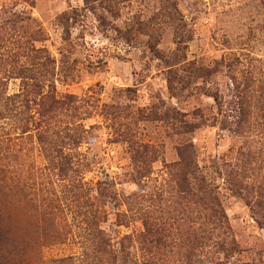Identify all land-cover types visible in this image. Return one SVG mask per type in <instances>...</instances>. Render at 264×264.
Listing matches in <instances>:
<instances>
[{"label": "rangeland", "instance_id": "1", "mask_svg": "<svg viewBox=\"0 0 264 264\" xmlns=\"http://www.w3.org/2000/svg\"><path fill=\"white\" fill-rule=\"evenodd\" d=\"M16 18L28 33L41 30L29 44L55 60L49 79L57 97L74 95L78 106L75 119L70 109L60 124L85 138L63 148L73 168L62 176L48 162L55 154L48 157L36 137H18L20 126L0 116V164L54 199L37 204L50 216L21 195L3 205L12 242L26 243L8 261L130 264L122 257L128 246L139 264H264V229L219 173L222 160L243 151L253 177L264 180V0H0V24L8 29ZM14 56L13 64L23 63ZM0 78L7 94L23 88L11 71L0 70ZM246 87L251 117L238 128L236 95ZM185 140L219 186L226 218L212 234L179 187L185 172L174 164ZM136 141L162 150L140 181L131 178ZM98 183L116 195H99ZM147 215L158 234L146 227Z\"/></svg>", "mask_w": 264, "mask_h": 264}, {"label": "trees", "instance_id": "2", "mask_svg": "<svg viewBox=\"0 0 264 264\" xmlns=\"http://www.w3.org/2000/svg\"><path fill=\"white\" fill-rule=\"evenodd\" d=\"M19 22V18L14 20L9 19L6 22L9 25L8 29L3 24H0V70L11 71L14 77L20 78L24 82L20 92L7 94L5 89L4 91L2 89L3 79L0 78V116L20 126L18 127L20 130L18 137L24 135L28 136L29 139L36 137L44 153L51 151L55 154L56 157H53L50 152L47 154L48 157L52 156L50 159L47 157L51 168H58L62 176L68 177L69 171L72 170L73 166L70 168L68 158L65 155L64 157L61 156L64 152L63 148L80 145L85 137L84 133L74 131L75 127L70 128V123L63 128V125L60 124L62 122L59 121V116L62 117L65 111L69 112L71 111L70 109H74L71 118L72 120L75 119L74 117L77 114L78 108L73 103L75 96L66 95L64 98L57 97L55 83L49 79V77L54 78L56 76L55 60L47 54L44 48H37L31 43L29 44L31 41L40 40L39 37L42 36L41 30L35 31L33 29L28 33L26 26H20ZM26 38H28V41ZM25 39V46L22 47L21 43ZM17 55L24 59L23 63L18 66L17 64H13L15 62L13 59L15 58L12 57H16ZM172 64L176 63L172 62ZM45 82H50V85ZM46 85L49 88L48 90H45ZM241 92H245L244 95L240 93L241 97L236 95L237 98L242 99L237 103V105L240 104L241 106L237 115V117L240 116L239 119L241 120H238L239 123L236 120L238 128H240L241 121L246 117H251V110L247 107L252 98L249 93V87H246ZM72 105L74 106L72 107ZM173 114L178 117L179 123L184 124L186 131H189V127L192 124L186 120L187 118L185 119L186 115L177 110ZM33 128L35 129L32 132ZM59 142L64 146L62 149H59ZM178 152L181 160L174 164V168L180 171V174L185 172L182 179H180L179 187H181V191L188 194L195 210L198 208L202 209L200 213H204L205 228L209 229V233L212 234L215 230H220L224 227L223 224H225L226 218L220 197L218 196L219 186L216 184V178L213 177L203 164L194 143L188 140L183 141L181 147L178 148ZM161 153L162 150L160 151L157 147L147 144L143 145L136 141L133 145L132 156L136 168L132 174V180L140 181L146 177L149 171V168L147 169L148 164L156 161ZM249 156L250 153L238 151L237 156L233 159L222 160L219 165V173L227 183L232 194L244 200L254 215L256 223L264 229V180L258 181L256 177H253L252 172H255V169H252V163L248 162L249 159L246 161V157ZM104 184L102 188L101 185L103 184L98 183L99 195L101 194L103 197L115 196L114 188L112 186L106 187L108 184ZM43 190L41 189L40 193L24 179L16 176L13 171L0 164V264H14L8 261L10 256L13 255L14 251L22 254L21 252L26 249L23 247L26 243L21 244L19 240H15V244L12 242L15 233H13L10 225H5L8 220L7 213L3 210V205L6 206V204L10 203L9 199L12 195H21L30 205L36 206L37 210L41 209L40 212L44 216L47 214L50 216L47 208H41V206L38 207L37 205L39 202L45 203V200L49 198L50 202L54 201L49 194H44ZM39 194H41L40 198ZM196 217L200 219L201 214L195 213L193 220ZM144 223L146 227L151 224V227H147L151 230L153 225V229L155 228L153 233L156 234L157 232L158 234V227L154 224L152 216L145 219ZM93 225L90 224V227L92 228ZM100 233L103 234V231H100ZM131 238V235H127L123 239L131 241ZM102 243H105V241H102ZM156 243H158V240ZM216 243L218 245V242ZM126 248L123 249V256L121 255L123 259H128L130 264H139L137 260L135 262L132 261L133 256L130 250L128 251ZM219 248H221V245ZM222 250L224 252L228 251L226 249ZM112 253L114 259L120 257H118L114 249ZM68 259L71 260V258Z\"/></svg>", "mask_w": 264, "mask_h": 264}]
</instances>
